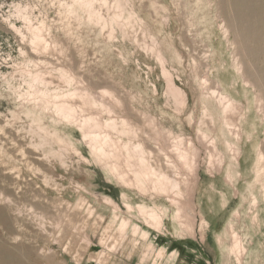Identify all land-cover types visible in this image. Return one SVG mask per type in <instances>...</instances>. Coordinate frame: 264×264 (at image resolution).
I'll list each match as a JSON object with an SVG mask.
<instances>
[{
  "label": "rangeland",
  "instance_id": "374dc122",
  "mask_svg": "<svg viewBox=\"0 0 264 264\" xmlns=\"http://www.w3.org/2000/svg\"><path fill=\"white\" fill-rule=\"evenodd\" d=\"M230 22L0 0V239L33 264H264V58Z\"/></svg>",
  "mask_w": 264,
  "mask_h": 264
},
{
  "label": "bare ground",
  "instance_id": "6f19581e",
  "mask_svg": "<svg viewBox=\"0 0 264 264\" xmlns=\"http://www.w3.org/2000/svg\"><path fill=\"white\" fill-rule=\"evenodd\" d=\"M222 3L223 10L230 14L232 27L235 26L240 32L239 37L243 40L254 42L260 49L259 51L255 49L248 52L244 48L245 53H249V56L256 58V60L260 57L264 58V0H222ZM252 73L255 76L254 79H257L263 89L261 93H264V70L255 68ZM165 181L168 182L167 179ZM165 181L163 183H166ZM0 225L4 228L7 227L6 217L1 211ZM30 253L28 250L22 253L20 248L11 247L3 239H0V264H33V258H31Z\"/></svg>",
  "mask_w": 264,
  "mask_h": 264
}]
</instances>
